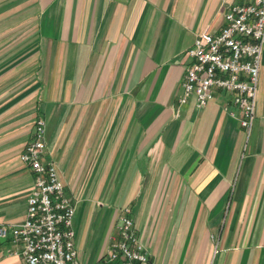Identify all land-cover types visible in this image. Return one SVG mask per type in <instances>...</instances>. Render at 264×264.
I'll return each mask as SVG.
<instances>
[{"label":"crops","instance_id":"crops-1","mask_svg":"<svg viewBox=\"0 0 264 264\" xmlns=\"http://www.w3.org/2000/svg\"><path fill=\"white\" fill-rule=\"evenodd\" d=\"M232 1L0 0V224L26 217L43 118L85 263L129 208L153 264H264V59L250 132L226 91L180 101L188 49ZM11 238L0 264H25Z\"/></svg>","mask_w":264,"mask_h":264},{"label":"built area","instance_id":"built-area-1","mask_svg":"<svg viewBox=\"0 0 264 264\" xmlns=\"http://www.w3.org/2000/svg\"><path fill=\"white\" fill-rule=\"evenodd\" d=\"M187 53L192 61L186 69L181 103L195 95L197 105L204 107L218 90L226 91L240 111L241 126L250 132L264 59V0H233L220 31L198 34ZM45 134L46 122L38 118L33 137L21 153V160L35 174L27 214L19 223L0 224V239L11 234L12 244L22 245L25 264H87L75 243L76 207L65 194L57 167L42 160ZM129 213V208L123 209L106 252L95 264H153Z\"/></svg>","mask_w":264,"mask_h":264}]
</instances>
